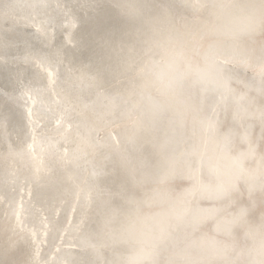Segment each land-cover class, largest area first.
Instances as JSON below:
<instances>
[{"label":"bare ground","instance_id":"obj_1","mask_svg":"<svg viewBox=\"0 0 264 264\" xmlns=\"http://www.w3.org/2000/svg\"><path fill=\"white\" fill-rule=\"evenodd\" d=\"M57 2L48 0V8L38 9L37 23L50 19L56 29L50 49L36 43L42 52H54L61 42L76 50L83 31L75 19L82 13L75 7L72 13L61 11L55 7ZM59 2L78 5L83 0ZM117 2L122 0H104L108 5ZM174 3L179 6L172 13L176 17L191 19L198 14L185 6L195 0ZM29 12L25 8L19 14ZM9 27L0 23V30ZM24 30L35 31L33 27ZM155 59L161 56L156 54ZM50 62L51 77L31 61H21L22 83L15 88L0 75V89L11 94V98L0 96V259L8 252L9 258L27 264H130L149 256L159 226L179 214L182 223L167 245L168 255L187 252L193 260L207 261L215 254L218 259L213 264H261L264 226L259 213L243 219L239 215L249 201L250 189L251 199L257 203L261 195L260 155L244 158L249 141L253 148L259 147L260 112L251 83L260 79L256 71L242 64H229L220 71L209 64L206 76L216 91L195 90L201 103L189 104V112L196 120V129L169 114L181 135L163 164L170 176H182L185 182L163 189L162 206L151 215L130 216L121 210L120 201L107 203L106 193L113 189V162L119 160L109 137L111 134L120 140L121 149L138 163L140 157L127 138L133 135L132 124L139 113L128 115L118 110L109 118L114 123H101L98 115L107 102L92 86L94 67L85 61L74 64L69 73L66 61L57 63L53 55ZM140 67L146 80L154 78L147 57ZM131 99L141 102L138 94ZM93 128L98 131L90 133ZM33 135L37 140L34 159L27 152ZM193 148L198 153L194 161L185 154ZM93 167L99 175L91 180L95 187L90 189L85 183ZM189 176L195 179L188 182ZM225 188L231 194L225 195ZM237 193H243L245 203L237 202ZM101 200L105 201L103 206ZM225 247L231 250L227 255Z\"/></svg>","mask_w":264,"mask_h":264},{"label":"snow or ice","instance_id":"obj_2","mask_svg":"<svg viewBox=\"0 0 264 264\" xmlns=\"http://www.w3.org/2000/svg\"><path fill=\"white\" fill-rule=\"evenodd\" d=\"M185 6L198 14L191 19L174 16L173 10L179 7L174 0H122L112 5L104 3V0H83L78 5L58 0L57 9L72 13L75 7L77 13H82L76 14L75 19L83 31L76 50L61 42L54 52H42L36 43L50 49L56 39V29L51 26L50 19L37 23L38 9L48 8V0H30L27 3L0 0V23L10 24L8 29L0 30V75L15 88L22 83L21 61H31L48 71L50 77V57L53 55L57 63L67 62L69 73L74 64L87 61L95 69L92 86L107 102L98 120L105 125L114 123L109 118L114 117L118 110L128 115L139 113L132 124L133 135L127 138V143L140 157L138 163H133L128 151L121 149L120 140L110 134L119 160L113 162L110 173L113 189L106 193L108 204L120 201L121 210L134 216L141 213L151 215L162 206L163 189L179 187L185 182L182 176H170L163 164L169 153L174 151L173 146L180 142L181 135L169 114L173 113L177 119L196 129V120L189 112V104L201 103L195 90L216 91L206 76L209 64L220 67V71L226 70L223 66L229 64L252 68L260 77L258 82L251 81L256 90L254 103L260 112L259 147L253 148L249 141V152L244 158H254L257 153L260 155L258 179L261 195L257 203L251 199L250 189L249 201L241 207L239 215L243 219L259 213V221L264 226V0H195V3ZM25 8L30 12L21 16L19 13ZM201 12L205 15H199ZM28 27L35 31L26 32L24 29ZM21 50L24 51L23 56L19 55ZM156 54L161 59H155ZM145 57L153 65L151 75L154 78L151 80L145 79V70L140 67ZM165 58L171 62H166ZM134 94L140 96V103L132 101ZM0 96L11 98L5 89H0ZM92 131L98 129L93 128L90 133ZM86 142L91 143V140ZM36 146L37 140L33 135L32 143L27 146L32 159L35 158L32 153ZM185 154L193 161L198 157L194 148ZM98 175L93 167L85 186L95 187L91 180ZM193 179L194 176H189L188 182ZM223 193L229 195L231 190L225 188ZM100 196L97 191L96 197ZM237 197L238 203H245L243 193H237ZM88 198H92L91 190ZM104 203L101 200L102 206ZM181 223L182 216L171 215L168 223L159 226V234L149 256L130 264H148L149 260L151 264H213L218 259L215 254L207 261L193 260L187 252L167 254V245ZM230 251L227 247L223 249L224 255ZM261 254L264 255V240ZM4 255L0 264H27L9 258L8 252Z\"/></svg>","mask_w":264,"mask_h":264}]
</instances>
